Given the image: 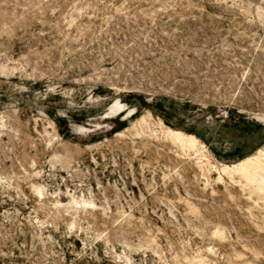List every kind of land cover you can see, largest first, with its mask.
I'll return each mask as SVG.
<instances>
[{
  "label": "rangeland",
  "instance_id": "1",
  "mask_svg": "<svg viewBox=\"0 0 264 264\" xmlns=\"http://www.w3.org/2000/svg\"><path fill=\"white\" fill-rule=\"evenodd\" d=\"M0 264H264V0H0Z\"/></svg>",
  "mask_w": 264,
  "mask_h": 264
}]
</instances>
